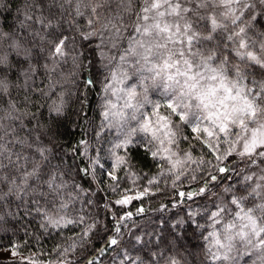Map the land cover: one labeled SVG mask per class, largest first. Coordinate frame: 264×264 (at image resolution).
Returning <instances> with one entry per match:
<instances>
[{
	"label": "snow or ice",
	"instance_id": "snow-or-ice-1",
	"mask_svg": "<svg viewBox=\"0 0 264 264\" xmlns=\"http://www.w3.org/2000/svg\"><path fill=\"white\" fill-rule=\"evenodd\" d=\"M0 233V264H264V0H0Z\"/></svg>",
	"mask_w": 264,
	"mask_h": 264
},
{
	"label": "trees",
	"instance_id": "trees-1",
	"mask_svg": "<svg viewBox=\"0 0 264 264\" xmlns=\"http://www.w3.org/2000/svg\"><path fill=\"white\" fill-rule=\"evenodd\" d=\"M95 99V98H94ZM140 155H143V152L141 151ZM156 203H158V201H153V204L155 205ZM12 239V237H10V235H4L2 233H0V250H5L4 246L8 245L10 243V240ZM23 255H28V251L24 250L22 252ZM7 261V260H6ZM0 262H5L0 260Z\"/></svg>",
	"mask_w": 264,
	"mask_h": 264
},
{
	"label": "rangeland",
	"instance_id": "rangeland-1",
	"mask_svg": "<svg viewBox=\"0 0 264 264\" xmlns=\"http://www.w3.org/2000/svg\"><path fill=\"white\" fill-rule=\"evenodd\" d=\"M11 259V254L5 250H0V260L6 261Z\"/></svg>",
	"mask_w": 264,
	"mask_h": 264
}]
</instances>
